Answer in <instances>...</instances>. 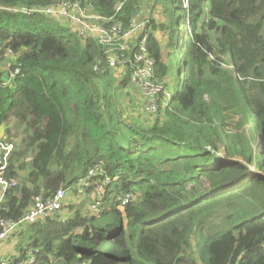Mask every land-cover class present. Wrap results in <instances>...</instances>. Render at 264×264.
Instances as JSON below:
<instances>
[{
	"label": "trees",
	"instance_id": "obj_1",
	"mask_svg": "<svg viewBox=\"0 0 264 264\" xmlns=\"http://www.w3.org/2000/svg\"><path fill=\"white\" fill-rule=\"evenodd\" d=\"M62 2L124 28L143 6L159 9L171 78L161 42L138 32L116 81L134 87L144 40L163 85L148 126L107 107L117 91L105 49L35 13ZM7 51L20 72L7 87L0 73V143L15 142L4 177L17 186L0 218L18 221L90 170L98 175L86 190L105 189L96 214L64 205L23 227L10 264L29 252L35 264H264V0H0L2 59Z\"/></svg>",
	"mask_w": 264,
	"mask_h": 264
},
{
	"label": "built area",
	"instance_id": "obj_2",
	"mask_svg": "<svg viewBox=\"0 0 264 264\" xmlns=\"http://www.w3.org/2000/svg\"><path fill=\"white\" fill-rule=\"evenodd\" d=\"M123 4H118L115 8V14L122 10ZM87 10L81 6L80 3L75 2H62L59 4H53L46 8L36 10L37 15H41L47 18H52L57 21L61 20L65 22L63 27L69 28L73 33L77 34L81 39L94 38L97 43L105 49L106 64L112 70L123 68L126 65H132V61L127 55L130 50L131 44L134 40V36L140 29V25L132 23L128 27L124 28L119 22H115L112 17L109 20H103L99 17H92L98 23L97 26H88L85 21ZM35 14L33 12H28ZM106 48H111L110 55L106 54ZM139 54L134 55L135 63L138 66L134 67L130 75V83L132 86L138 88L142 95V109L147 114H155L158 109L159 96L163 92V85L155 84L153 79V62L147 58L145 54V42L144 40L138 46ZM13 57V53L7 51L4 55V59L8 60ZM2 58L0 56V73L4 75L5 80L2 86H9L18 76L20 69L13 68L11 65L2 66ZM96 72L100 70L99 65L94 69ZM0 149L3 151L0 157V205L3 201V197L8 189L16 187L15 180H8L4 177V173L7 168L8 157L11 154L12 146L8 144H1ZM98 175V170H90L84 180H82L79 186L82 189L92 186L91 179ZM103 185L97 187V192L102 191ZM67 198V193L63 190H58L51 199L41 200L35 199L33 205L28 212L18 221L5 220L0 218V250L5 243L10 242L13 237L17 236L23 227L35 224L43 223L46 219L50 218L54 214L60 212L62 206ZM101 197L97 194V198L90 207V211L93 213L99 212ZM35 256L32 252L26 255V259L21 264H35ZM8 258L1 259L0 264H10Z\"/></svg>",
	"mask_w": 264,
	"mask_h": 264
},
{
	"label": "rangeland",
	"instance_id": "obj_3",
	"mask_svg": "<svg viewBox=\"0 0 264 264\" xmlns=\"http://www.w3.org/2000/svg\"><path fill=\"white\" fill-rule=\"evenodd\" d=\"M91 14H92L91 11L87 10L85 15L88 19L85 21V24H87L88 26H97V24H99L100 22L98 23L96 20L92 19V17H94V16ZM137 15H138V17L136 20L137 21L136 24L140 25V29L138 31L139 33L137 32L138 33L137 35L143 34L144 32L145 33L153 32L154 36H156V38L161 42V44H162L161 62H162V65L164 67V71H165V75H166L167 79H170L171 78V72H173L172 68H174V66H173L172 49H170V47H168V44H171L169 33L167 31H165V29H164L165 28V25H164L165 19H163L164 17L159 12L158 8H153L151 5L146 6V7L143 6L141 8V10L139 11V14H137ZM149 21H150V23H149ZM152 22H153V24H152ZM59 24L60 25L65 24V22L59 20ZM135 37H137V36H135ZM111 52H112L111 48H106V54L107 55H110ZM10 61H11V58H9L8 60L3 59L1 62V65L2 66L11 65ZM133 67H135V65ZM108 69H110L115 74V76L113 75L114 78L113 77L110 78V81L112 83V90L117 91V92H115L113 103H111L110 106H107V107H109V109L110 108L114 109L115 112L119 115V118L128 126L129 125L131 127H136L137 125H139V126L141 125L143 127L148 126L147 124H149V122L151 123L153 115H155L156 113L155 114H147L143 111L141 104L139 107L138 103H136V101L133 102L131 100H127L128 95L125 92H123L124 89H122V91H121L118 84H116L117 79H119V78H117V76L118 77L121 76V73L123 72V68L118 67V69L112 70L108 66ZM103 71L104 70L100 69L96 73L102 75ZM139 92H140V90H139ZM141 102H142V95H141L140 103ZM141 109H142V112H141ZM3 135H4L3 130H2V128H0V138H3ZM5 143L8 145H11L12 148L15 145V142L9 143L8 141H4V143H2V144H5ZM12 151H13V149H12ZM2 152L3 151L0 149V157L2 155ZM97 187L95 188V190H93V189L86 190V189H82L80 186H78V188H75L74 190L67 192V198H66L63 206L64 205L65 206L66 205H74V206L84 205L86 209L90 210V207L92 206V204L94 203V201L97 198V194H99L100 197L104 194L105 189L102 187V191L99 190L97 192ZM60 212H61V210H60ZM56 214H54L53 216H55ZM53 216H51V217H53ZM15 253H16L15 252V245L10 243V242H7L3 245L2 250H0V258L1 259L9 258Z\"/></svg>",
	"mask_w": 264,
	"mask_h": 264
},
{
	"label": "crops",
	"instance_id": "obj_4",
	"mask_svg": "<svg viewBox=\"0 0 264 264\" xmlns=\"http://www.w3.org/2000/svg\"><path fill=\"white\" fill-rule=\"evenodd\" d=\"M123 92H125L128 95L127 100H131L133 102L136 101V103H138V106L140 107L141 93L136 87H131L130 89H124Z\"/></svg>",
	"mask_w": 264,
	"mask_h": 264
},
{
	"label": "bare ground",
	"instance_id": "obj_5",
	"mask_svg": "<svg viewBox=\"0 0 264 264\" xmlns=\"http://www.w3.org/2000/svg\"><path fill=\"white\" fill-rule=\"evenodd\" d=\"M19 76V75H18ZM26 258V257H25Z\"/></svg>",
	"mask_w": 264,
	"mask_h": 264
}]
</instances>
